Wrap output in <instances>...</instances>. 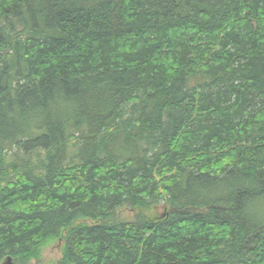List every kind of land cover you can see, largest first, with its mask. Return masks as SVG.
Here are the masks:
<instances>
[{
    "label": "trees",
    "instance_id": "obj_1",
    "mask_svg": "<svg viewBox=\"0 0 264 264\" xmlns=\"http://www.w3.org/2000/svg\"><path fill=\"white\" fill-rule=\"evenodd\" d=\"M8 259L264 264V0H0Z\"/></svg>",
    "mask_w": 264,
    "mask_h": 264
},
{
    "label": "rangeland",
    "instance_id": "obj_2",
    "mask_svg": "<svg viewBox=\"0 0 264 264\" xmlns=\"http://www.w3.org/2000/svg\"><path fill=\"white\" fill-rule=\"evenodd\" d=\"M159 212L161 213L162 212V209L159 210ZM127 212H122L121 213V216L126 217V219H130L131 218V214H126ZM48 255L49 257H56L57 255H59V248L55 247V246H52L50 247L48 250Z\"/></svg>",
    "mask_w": 264,
    "mask_h": 264
},
{
    "label": "water",
    "instance_id": "obj_3",
    "mask_svg": "<svg viewBox=\"0 0 264 264\" xmlns=\"http://www.w3.org/2000/svg\"><path fill=\"white\" fill-rule=\"evenodd\" d=\"M6 264H12V263L10 262V259L7 260V263H6Z\"/></svg>",
    "mask_w": 264,
    "mask_h": 264
}]
</instances>
